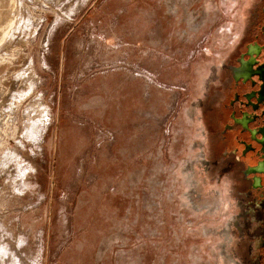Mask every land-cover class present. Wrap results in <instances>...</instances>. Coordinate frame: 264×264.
I'll list each match as a JSON object with an SVG mask.
<instances>
[{
  "label": "rangeland",
  "instance_id": "374dc122",
  "mask_svg": "<svg viewBox=\"0 0 264 264\" xmlns=\"http://www.w3.org/2000/svg\"><path fill=\"white\" fill-rule=\"evenodd\" d=\"M263 0H0V264H252L220 135Z\"/></svg>",
  "mask_w": 264,
  "mask_h": 264
},
{
  "label": "flooded vegetation",
  "instance_id": "af4514ba",
  "mask_svg": "<svg viewBox=\"0 0 264 264\" xmlns=\"http://www.w3.org/2000/svg\"><path fill=\"white\" fill-rule=\"evenodd\" d=\"M219 107L220 135L240 167L247 215L255 225L252 264H264V0L228 67Z\"/></svg>",
  "mask_w": 264,
  "mask_h": 264
}]
</instances>
